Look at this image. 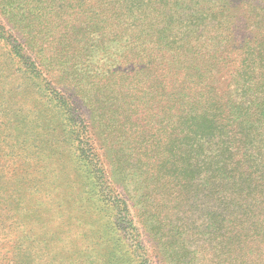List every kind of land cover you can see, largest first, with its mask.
<instances>
[{"label":"rangeland","instance_id":"rangeland-1","mask_svg":"<svg viewBox=\"0 0 264 264\" xmlns=\"http://www.w3.org/2000/svg\"><path fill=\"white\" fill-rule=\"evenodd\" d=\"M69 3L0 0V12L40 59L61 58L54 86H78L107 180L132 209L152 263L213 264V245L198 234L195 200L155 180L164 157L163 101L156 106L140 93L149 80L136 83L132 49L90 34L99 29L74 18ZM0 62V264L12 249L14 264H137L112 193L77 153L73 125L57 115L42 85L25 81L3 48ZM177 226L182 232L175 234Z\"/></svg>","mask_w":264,"mask_h":264},{"label":"trees","instance_id":"trees-1","mask_svg":"<svg viewBox=\"0 0 264 264\" xmlns=\"http://www.w3.org/2000/svg\"><path fill=\"white\" fill-rule=\"evenodd\" d=\"M68 5L74 18L84 16L86 26L99 29L90 34L132 49L136 83L149 80L139 85L140 93L156 106L163 101L164 157L155 180L195 200L202 215L198 234L213 245V264H264V0H70ZM27 39L0 12V48L22 68L25 81L44 87L62 121L73 125L77 153L93 179L112 193L137 264H153L132 209L107 180L111 174L94 147L88 103L78 86H54L61 58L40 59ZM68 46L69 41L63 49ZM106 71L107 78L113 76ZM17 252L6 255V264H14Z\"/></svg>","mask_w":264,"mask_h":264}]
</instances>
